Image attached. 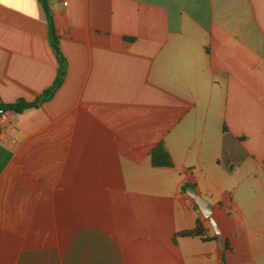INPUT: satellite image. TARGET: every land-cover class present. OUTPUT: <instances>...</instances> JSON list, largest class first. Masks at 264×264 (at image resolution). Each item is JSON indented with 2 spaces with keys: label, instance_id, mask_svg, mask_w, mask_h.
Returning a JSON list of instances; mask_svg holds the SVG:
<instances>
[{
  "label": "crops",
  "instance_id": "0c3cea01",
  "mask_svg": "<svg viewBox=\"0 0 264 264\" xmlns=\"http://www.w3.org/2000/svg\"><path fill=\"white\" fill-rule=\"evenodd\" d=\"M43 1L0 0L1 103L58 76ZM46 1L65 77L7 112L0 264H264V0Z\"/></svg>",
  "mask_w": 264,
  "mask_h": 264
},
{
  "label": "trees",
  "instance_id": "16d2710c",
  "mask_svg": "<svg viewBox=\"0 0 264 264\" xmlns=\"http://www.w3.org/2000/svg\"><path fill=\"white\" fill-rule=\"evenodd\" d=\"M44 9L48 18L49 22V36L51 40V44L53 46V49L56 52V55L61 62V66L59 68L58 76L53 84V86L45 93L41 99H37L34 102H26V101H17L13 104H4L0 102V112H16L20 113L23 112L29 108L36 107L38 103H40L42 100H45L47 98V95H51L53 91H55L63 82V79L65 77V59L63 58L60 47H59V40L58 36L56 34L54 22L52 15L50 13V10L48 8L47 1H43ZM151 161L153 166L155 167H172L173 161L172 158L167 151V149L164 147V145L160 144L158 145L151 153ZM203 235V228L200 225V220L197 222V227L192 231H184L178 233L176 236L179 238H185V237H199Z\"/></svg>",
  "mask_w": 264,
  "mask_h": 264
},
{
  "label": "built area",
  "instance_id": "2783aa9c",
  "mask_svg": "<svg viewBox=\"0 0 264 264\" xmlns=\"http://www.w3.org/2000/svg\"><path fill=\"white\" fill-rule=\"evenodd\" d=\"M8 116L7 112H0V143L6 138Z\"/></svg>",
  "mask_w": 264,
  "mask_h": 264
},
{
  "label": "water",
  "instance_id": "95a60500",
  "mask_svg": "<svg viewBox=\"0 0 264 264\" xmlns=\"http://www.w3.org/2000/svg\"><path fill=\"white\" fill-rule=\"evenodd\" d=\"M199 203H200V205H202V206H204V207H206V208H207V207H209V208L211 207V206H210V203H209L208 201L202 199V198L199 199Z\"/></svg>",
  "mask_w": 264,
  "mask_h": 264
}]
</instances>
